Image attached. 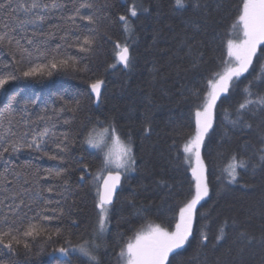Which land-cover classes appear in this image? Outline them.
Returning a JSON list of instances; mask_svg holds the SVG:
<instances>
[{
  "label": "snow or ice",
  "instance_id": "obj_1",
  "mask_svg": "<svg viewBox=\"0 0 264 264\" xmlns=\"http://www.w3.org/2000/svg\"><path fill=\"white\" fill-rule=\"evenodd\" d=\"M214 2L216 10H219L222 7L219 0ZM13 3L14 0H0V51L6 52L10 58L6 63L0 62V93L6 95L8 86L15 81L51 82L60 74L79 78L85 91L65 89L59 97V107L51 109L54 116L70 115V119L62 122L67 126L63 132H55V124L49 126L51 117L46 120L41 116L35 122L17 121L15 126L8 119L7 128L5 122L0 121V159L10 153L35 151L62 164L76 162L75 169L63 166L55 170L46 169L43 177L39 169L33 171L30 163L0 172V252L6 250L8 254V259H0V264H14L21 250L27 254L37 242L48 244L54 238L63 240L61 246L53 248V252L60 255L59 264H71L76 252L87 257L88 264H100L94 254L100 245L83 237L77 244L71 242L66 221L76 224V221H68L76 203L69 202L66 194L71 193L72 171H80L81 181L86 176L91 177L95 208L98 210L97 231L103 234L111 223L118 192L122 190L128 174L136 172L138 167L133 133H121L114 118H90L87 125L80 126L81 131H74L72 127L76 114L84 108L85 99L97 103L103 100L106 81L92 73L91 57L101 35L111 39L106 32L102 34L99 27L103 19L101 9L108 5L101 4L100 0H68L67 3L65 0H16L15 6ZM172 4L177 11L191 8L195 15L185 25L186 29L191 28V32L186 31L180 40V47L184 49L181 61L186 59L187 66L177 63L173 69L178 77L182 73H193L194 86H182L177 93L180 96L177 103L188 107L187 127L190 130L183 131L185 125L181 123L168 134L171 140L168 147L176 150L170 153L169 164L178 168L173 161L181 160L187 177V194L169 205L168 226L149 221L147 207L137 209V214L146 222L139 228L130 229L131 235L117 234V264H172L170 257L178 254L177 250L190 244L192 239L197 240L201 249L209 244L216 247L228 238L229 228L234 236L226 249V257L230 259H226L224 264H241L239 257L246 247L254 242L264 246V224L258 238L239 227L235 219L225 218L214 236L209 235L204 225L199 229L195 226L198 219L208 215L200 212L198 206L210 196L213 184L210 176L214 173L206 152L216 133L218 114H222L223 126L216 141V154L221 166L219 174L215 175V183L226 187L239 182L241 170L264 168V0H240L235 6L232 22L222 36L213 33L212 40L208 41L197 37L207 32L212 15L209 0H172ZM82 9L89 11L85 14ZM56 10H64L67 14L58 17L60 23L50 24L45 29L50 15ZM149 11L148 7L133 0L127 14L118 15L117 20L125 33H132L134 27L130 18ZM54 37H58L60 43L53 47L50 41ZM217 37L220 38L221 55L209 58V45ZM113 53L114 62L108 64L105 71L118 65L126 70L132 68L133 56L128 37L124 42L114 41ZM210 60L214 67L210 66ZM163 71L162 65H154L150 70V83H155L158 78L164 79ZM236 94L240 99L235 108L221 107L225 100ZM18 95V92H13L9 98L6 106L9 112ZM150 96L149 92V106L142 115L143 137L151 136L154 131ZM35 103V100L26 103L25 111L28 104ZM252 120L259 121L256 124L260 130L259 148L243 138L244 133L253 128ZM37 123H44L45 127L36 129L31 126ZM233 132L241 134L239 139L242 142L236 148H229L227 145ZM83 144L97 150L99 163L94 170L92 163L85 161L82 155L73 156L77 146ZM225 160L226 163L223 162ZM43 179H53L58 184L40 187ZM155 184L167 189L169 196L173 194L175 185L163 176L156 179ZM57 188L60 200L53 202L44 195ZM136 195L135 190L129 194L133 205ZM251 218L249 215L247 220L250 222Z\"/></svg>",
  "mask_w": 264,
  "mask_h": 264
},
{
  "label": "trees",
  "instance_id": "obj_2",
  "mask_svg": "<svg viewBox=\"0 0 264 264\" xmlns=\"http://www.w3.org/2000/svg\"><path fill=\"white\" fill-rule=\"evenodd\" d=\"M14 0L13 6H15ZM67 3L68 0H65ZM101 4L108 6L101 9L102 23L99 25L101 33H107V39L103 35L97 40V44L91 57L92 73L106 81L104 96L101 103L94 104V100L85 99L84 108L76 114L73 121V130L81 131V125H87L89 119H104L105 117L114 118L121 133L132 131L134 139V152L137 155L138 167L136 172L128 174L127 180L123 183V188L117 194L115 205L111 213V223L108 230L99 234L97 231L98 210L95 208V190L91 185V177L86 176L80 180V171H72L73 181L70 194L67 195L69 202L75 201L68 221H76L75 225L66 221V227L69 229L72 244L80 242L81 237L94 241L100 247L94 253L100 264H117L115 253L119 248L115 246L118 233L131 235L130 229L139 228L146 221L137 214V209L147 207V219L155 223H163L168 226L169 212L168 207L174 204L177 199H183L187 194L188 183L185 175L184 165L181 160L173 161L178 165L172 167L169 164L170 153L175 149H169L171 140L168 134L173 128L181 123L185 125L183 131L190 129L188 124V107L184 103H177L180 96L178 90L191 88L194 86L193 73L181 74L176 76L173 69L175 64L183 63L187 66V60L181 61L184 56V49L180 47V40L186 31L191 32V28L186 29L185 25L188 19L195 18L191 8L185 11H177L172 4V0H136V3L148 7V13H139L137 17H131V23L134 27L132 33H125L122 24L117 20L118 15L127 14V8L133 3V0H100ZM211 19L208 22L205 35L198 36L197 39L212 40L213 33L222 34L231 24L235 15V6L240 0H219L222 7L216 10L214 0H209ZM71 5L69 4V7ZM89 10L82 9L87 14ZM64 10H56L45 25L47 29L50 24H57L61 21L58 17L66 15ZM23 16V13H20ZM31 27V26H29ZM75 34V32H73ZM156 37L154 40L153 37ZM129 38L130 49L133 56V65L130 70L123 69L118 65L115 69L105 71L108 64L114 62V41L124 42ZM60 43L58 37H54L50 44L54 47ZM220 38L209 45L207 56L221 55ZM215 49V51H213ZM75 52V50H73ZM10 59L6 52L0 51V62L6 63ZM154 65L163 66L164 79H157L155 83H150V70ZM210 66L214 63L210 60ZM90 73V75L92 74ZM242 87V85H241ZM8 93H0V121L5 122V128L8 127L7 120L11 119L15 126L17 121L27 120L28 122L38 121L41 116L47 120L49 126L55 124L54 131L59 133L67 130L63 125L64 119H70L69 114H60L54 116L51 109L59 107L58 101L60 95L65 89L70 92L83 93L84 84L79 78H73L71 75L60 74L53 78V81H15L9 86ZM13 92H18L17 101L13 102L12 111L7 110L9 98ZM151 93V107L153 108V128L151 136L143 137L141 130L142 115L145 108L149 106L148 98ZM79 98V97H78ZM240 99L239 94L233 95L225 100L221 107L233 109ZM35 100V104H28L25 111V104ZM47 110V111H46ZM253 128L244 133V139L248 140L257 148L260 146V130L256 124L258 120H252ZM33 128L42 129L44 123L31 125ZM223 126L222 114L217 116V129L212 140L208 143L206 158L210 169L214 175L210 176L213 180L210 196L201 202L200 212L207 213L204 219H198L196 229L202 225L208 231L210 236L217 233L218 225L225 219H235L239 227L245 228L250 234L259 237L264 224L262 214H264V168L255 170L248 168L240 171L239 182L221 187L215 183V175L219 174L221 160L217 157V143L221 128ZM159 133V135H157ZM232 139L227 145L229 148H236L242 141L239 139L240 133H230ZM84 157V160L91 162L93 170L99 163L97 150L90 148L87 144L78 145L73 156ZM182 159V158H181ZM226 163V160L223 161ZM25 163L33 165V171L40 170V176L45 175L44 170H55L61 166L76 168V162L62 164L60 161L50 160L42 153L35 151H21L10 153L3 159H0V172L4 169L10 171L18 168ZM163 176L170 183L175 185L172 195L169 196L168 190L159 188L155 180ZM11 179V177H9ZM58 184L53 179H43L40 181V187ZM11 186V185H9ZM135 190V204L130 202L129 194ZM59 188L53 192H45L44 195L55 202L61 199L58 194ZM7 195V194H5ZM54 206V205H53ZM251 215V221L247 217ZM228 238L213 247L211 244L206 248H199L197 240L192 239L191 243L183 249L177 250L178 254L172 257V264H224L226 259V249L228 248L234 232L231 228L227 230ZM63 244V240L54 238L51 243L43 244L37 242L27 254L21 250V254L15 258L14 264H59V253L53 252ZM236 253L233 251V256ZM0 259L7 260L6 250L0 252ZM241 264H264V246L258 243L245 248L240 254ZM71 264H88L87 257L76 252L71 259Z\"/></svg>",
  "mask_w": 264,
  "mask_h": 264
},
{
  "label": "water",
  "instance_id": "obj_3",
  "mask_svg": "<svg viewBox=\"0 0 264 264\" xmlns=\"http://www.w3.org/2000/svg\"><path fill=\"white\" fill-rule=\"evenodd\" d=\"M121 1H123V0H121ZM96 103H97V102L94 101V104H96Z\"/></svg>",
  "mask_w": 264,
  "mask_h": 264
}]
</instances>
